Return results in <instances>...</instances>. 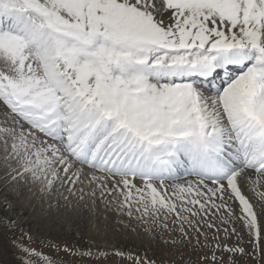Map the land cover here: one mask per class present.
Here are the masks:
<instances>
[{"label":"snow or ice","instance_id":"1","mask_svg":"<svg viewBox=\"0 0 264 264\" xmlns=\"http://www.w3.org/2000/svg\"><path fill=\"white\" fill-rule=\"evenodd\" d=\"M0 264H264V0H0Z\"/></svg>","mask_w":264,"mask_h":264},{"label":"rangeland","instance_id":"2","mask_svg":"<svg viewBox=\"0 0 264 264\" xmlns=\"http://www.w3.org/2000/svg\"><path fill=\"white\" fill-rule=\"evenodd\" d=\"M68 238L71 239V237ZM121 243H129V241H121Z\"/></svg>","mask_w":264,"mask_h":264}]
</instances>
